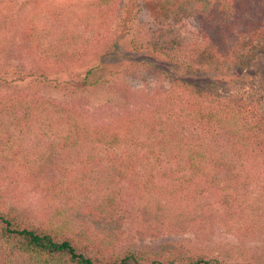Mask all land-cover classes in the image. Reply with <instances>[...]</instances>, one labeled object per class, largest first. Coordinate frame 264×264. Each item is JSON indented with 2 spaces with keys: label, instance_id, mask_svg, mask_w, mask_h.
Listing matches in <instances>:
<instances>
[{
  "label": "rangeland",
  "instance_id": "rangeland-1",
  "mask_svg": "<svg viewBox=\"0 0 264 264\" xmlns=\"http://www.w3.org/2000/svg\"><path fill=\"white\" fill-rule=\"evenodd\" d=\"M87 1L0 0V24L9 21L7 29L0 34L5 43L0 66L26 70L35 64L30 48L16 35L18 19L25 15L38 25L42 43H64L86 54L67 71L48 68V79L53 83L80 79L95 63L103 47L108 46L107 40H111V36L98 40L96 30L92 33L97 17ZM143 3L148 0H141L143 10L137 21V26L144 30L143 35L147 33L161 41L173 39L186 45L195 41L197 32L193 22L183 12L188 6L176 8L165 16ZM168 3H175L177 7L180 1L168 0ZM261 53L251 69L243 70L242 74L235 69L241 75L239 82H218L207 89L221 95L255 87L264 92ZM109 56L120 57L112 53ZM140 60L151 59L141 55L129 58L131 62ZM153 62L165 68L166 73L172 72L163 62ZM138 69L135 74H120L116 81L99 86L88 95L79 93L71 98L67 90L41 89L40 85L37 97L47 102L56 100L61 105L70 101L69 98L74 99L75 112L89 128L104 132L128 127L134 135H142L132 122L154 116L157 119L152 124L157 129L164 126L167 116L158 107L157 92L162 86H169V76L155 74L157 79L153 72ZM11 86L8 90L0 89V98L17 91L14 84ZM261 113L264 119V106L258 115ZM5 118L0 114V119L7 122ZM8 124H11L9 120ZM8 126L15 137L18 157L12 161L7 159V152L0 151V205L18 211L30 223L53 224L64 231L82 233L94 247L91 254L102 251L104 257L148 249L172 255L202 253L217 257L222 264H252L264 260V161L258 154L251 153L235 163L233 174L237 179L228 178V171L219 172L208 164L203 169L205 177L187 182L192 174L183 162L148 161L140 148L129 160L122 157V162L109 161L106 156L110 148L89 142L70 150H49L51 138L41 136L47 133L45 124L22 136ZM170 126L175 127L174 123ZM218 130L207 137L205 145L221 151L229 147L231 137L226 128ZM1 141L0 138V144ZM119 173L122 176H117ZM220 193L228 195L226 203L219 199ZM237 210L243 217L253 218L247 222L251 226L249 236L245 229L233 223L230 214ZM193 221H197L196 226ZM0 264L12 263L0 252Z\"/></svg>",
  "mask_w": 264,
  "mask_h": 264
},
{
  "label": "trees",
  "instance_id": "trees-1",
  "mask_svg": "<svg viewBox=\"0 0 264 264\" xmlns=\"http://www.w3.org/2000/svg\"><path fill=\"white\" fill-rule=\"evenodd\" d=\"M179 1L177 7L168 0H148L143 4L165 16L176 8L188 6L183 12L190 17L197 32V38L190 45L173 39L161 41L147 33L144 36V30L137 26L143 10L141 0H88L92 14L97 17L92 33L96 30L98 40H103L104 36H111V40H107L108 46L103 47L95 63L80 79L56 80L54 83L48 79L49 69L67 71L86 54L72 45L42 43L38 25H34L31 17L22 15L18 19L16 35L30 48L35 64L26 70L0 66V89L8 90L11 84H14L13 88L17 87L11 96L0 98V114L3 119L7 118V122L0 119V138L3 139L0 151L8 153L7 159L13 161L18 157L15 137L8 125L22 136L45 124L47 133H41V136L51 138L49 150H70L89 142L107 146L111 152L106 158L122 162L123 158L131 159L140 148L148 161L183 162L192 174L187 182L195 177H205L203 169L208 164L219 172L228 171V178L237 179L233 174L237 161L251 153L258 154L264 161V119L262 113L261 117L258 115L264 106V92L255 87L221 95L207 89L218 82H239L241 75L235 73V69H239L240 74L251 69L264 50V0ZM8 24L7 20L4 25L0 24V34ZM4 49L5 43L0 39V53ZM110 52L120 57L112 59ZM261 54L264 59V53ZM131 55L151 60L131 62ZM154 60L163 62L172 72L166 73L165 68L154 65ZM262 65L264 69V63ZM139 67L147 73L153 72L155 77V74L169 76V86L164 85L157 92L158 107L167 116L164 126L157 129L152 124L157 119L154 116L139 123L132 122L142 135H134L128 127L104 132L89 128L75 112L74 99L69 98L70 101L61 105L56 100L47 102L37 97L40 85L41 89L67 90L71 98L79 93L88 95L97 87L116 81L122 73L135 74ZM219 128H226L231 137L229 147L221 151L205 145L207 137L217 133ZM181 177L186 178L183 174ZM219 199L226 203L228 195L220 193ZM230 216L233 223L245 229L249 236L247 232L251 226L247 222H252L253 218L243 217L238 210ZM193 222L196 226L197 221ZM88 242L82 233L64 231L53 224L35 225L18 211L0 205V252L8 263L222 264L217 257L202 253L172 255L148 249L104 257L98 250L97 254H91L94 247ZM252 264H264V260Z\"/></svg>",
  "mask_w": 264,
  "mask_h": 264
}]
</instances>
